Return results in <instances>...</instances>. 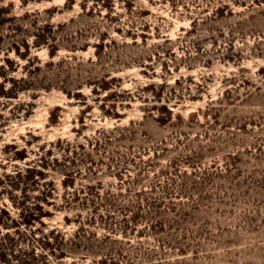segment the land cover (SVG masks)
Segmentation results:
<instances>
[{"label":"rangeland","instance_id":"374dc122","mask_svg":"<svg viewBox=\"0 0 264 264\" xmlns=\"http://www.w3.org/2000/svg\"><path fill=\"white\" fill-rule=\"evenodd\" d=\"M0 264H264V0H0Z\"/></svg>","mask_w":264,"mask_h":264}]
</instances>
